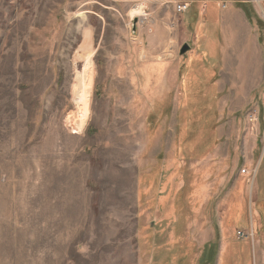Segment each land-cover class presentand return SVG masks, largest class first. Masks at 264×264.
Returning a JSON list of instances; mask_svg holds the SVG:
<instances>
[{
    "label": "rangeland",
    "instance_id": "374dc122",
    "mask_svg": "<svg viewBox=\"0 0 264 264\" xmlns=\"http://www.w3.org/2000/svg\"><path fill=\"white\" fill-rule=\"evenodd\" d=\"M240 3L264 23V0H0V264H201L217 237L215 264H264V34Z\"/></svg>",
    "mask_w": 264,
    "mask_h": 264
},
{
    "label": "trees",
    "instance_id": "16d2710c",
    "mask_svg": "<svg viewBox=\"0 0 264 264\" xmlns=\"http://www.w3.org/2000/svg\"><path fill=\"white\" fill-rule=\"evenodd\" d=\"M238 7L244 11L249 22L252 24H255L258 27L259 32L264 34V23L257 17L255 12L252 10L251 6L249 4L240 3ZM207 42H208L206 45L207 48L206 47L205 48L211 54L212 52H214L211 48V46L214 44V42H212V40L211 41L207 40ZM261 42H262V40H261ZM210 44H211V46H210ZM218 243H219V238L217 237L213 243H211V244L209 243L206 245L205 252H204L202 259H201V262H200L201 264H215V259H216V255H217V249H218Z\"/></svg>",
    "mask_w": 264,
    "mask_h": 264
},
{
    "label": "crops",
    "instance_id": "0c3cea01",
    "mask_svg": "<svg viewBox=\"0 0 264 264\" xmlns=\"http://www.w3.org/2000/svg\"><path fill=\"white\" fill-rule=\"evenodd\" d=\"M231 17H232V15H231ZM228 18L227 17V21H226V24H227V26H228V28L229 29H227V30H229L230 31V28H232L233 29V32H234V35L239 39V40H241L242 39V36H243V33H246L245 31V26L243 25V23H242V21L241 20H234V18L232 19V18ZM236 22H238V24L236 23ZM239 46H235V47H233V49H229V50H231L232 52L231 53H235V58H236V54L238 53V55L240 54V52L243 50V47H241V45L240 44H238ZM223 51H225V53L223 54L224 56H223V58H224V63H226V62H228V64H229V55H228V53H230V52H226V50L224 49ZM256 67H257V65H256ZM258 75V71L256 72V75L255 76H257ZM225 77H233L232 76V74L230 73V67H229V69L227 70V72L225 73ZM233 83V82H232Z\"/></svg>",
    "mask_w": 264,
    "mask_h": 264
},
{
    "label": "built area",
    "instance_id": "2783aa9c",
    "mask_svg": "<svg viewBox=\"0 0 264 264\" xmlns=\"http://www.w3.org/2000/svg\"><path fill=\"white\" fill-rule=\"evenodd\" d=\"M171 4L173 5V7L175 8L178 14L182 15L188 12L189 4L187 3H183V2L180 3L179 1H172Z\"/></svg>",
    "mask_w": 264,
    "mask_h": 264
},
{
    "label": "water",
    "instance_id": "95a60500",
    "mask_svg": "<svg viewBox=\"0 0 264 264\" xmlns=\"http://www.w3.org/2000/svg\"><path fill=\"white\" fill-rule=\"evenodd\" d=\"M136 26H137V21L134 22V31L136 29ZM190 46L189 45H184L181 49V55H186L188 53V51H190Z\"/></svg>",
    "mask_w": 264,
    "mask_h": 264
},
{
    "label": "bare ground",
    "instance_id": "6f19581e",
    "mask_svg": "<svg viewBox=\"0 0 264 264\" xmlns=\"http://www.w3.org/2000/svg\"><path fill=\"white\" fill-rule=\"evenodd\" d=\"M77 101H79L82 105H86V103H83V101H82V96L81 97H79V100H78V98H77Z\"/></svg>",
    "mask_w": 264,
    "mask_h": 264
}]
</instances>
